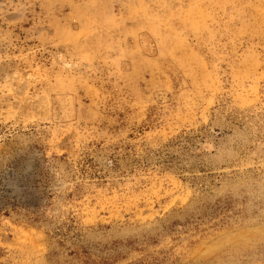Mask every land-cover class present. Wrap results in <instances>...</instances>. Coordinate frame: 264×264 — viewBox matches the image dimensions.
<instances>
[{"label": "rangeland", "instance_id": "rangeland-1", "mask_svg": "<svg viewBox=\"0 0 264 264\" xmlns=\"http://www.w3.org/2000/svg\"><path fill=\"white\" fill-rule=\"evenodd\" d=\"M0 264H264V0H0Z\"/></svg>", "mask_w": 264, "mask_h": 264}]
</instances>
